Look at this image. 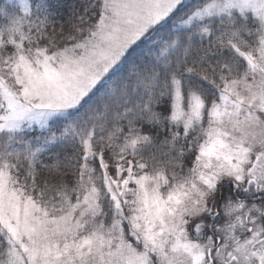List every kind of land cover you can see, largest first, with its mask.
<instances>
[{
  "label": "snow or ice",
  "instance_id": "6c2138e0",
  "mask_svg": "<svg viewBox=\"0 0 264 264\" xmlns=\"http://www.w3.org/2000/svg\"><path fill=\"white\" fill-rule=\"evenodd\" d=\"M0 264H264V0H0Z\"/></svg>",
  "mask_w": 264,
  "mask_h": 264
},
{
  "label": "trees",
  "instance_id": "16d2710c",
  "mask_svg": "<svg viewBox=\"0 0 264 264\" xmlns=\"http://www.w3.org/2000/svg\"><path fill=\"white\" fill-rule=\"evenodd\" d=\"M69 2H70V0H69Z\"/></svg>",
  "mask_w": 264,
  "mask_h": 264
}]
</instances>
